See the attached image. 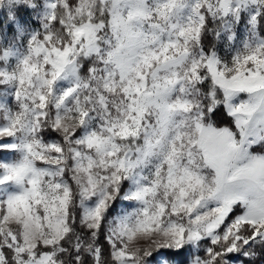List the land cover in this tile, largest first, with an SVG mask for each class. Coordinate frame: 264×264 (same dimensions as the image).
I'll list each match as a JSON object with an SVG mask.
<instances>
[{
    "label": "snow or ice",
    "instance_id": "1",
    "mask_svg": "<svg viewBox=\"0 0 264 264\" xmlns=\"http://www.w3.org/2000/svg\"><path fill=\"white\" fill-rule=\"evenodd\" d=\"M0 264H264V0H0Z\"/></svg>",
    "mask_w": 264,
    "mask_h": 264
}]
</instances>
